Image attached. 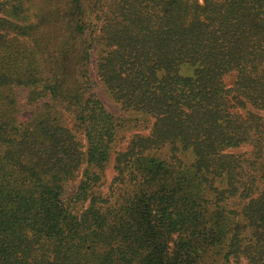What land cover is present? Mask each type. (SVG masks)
<instances>
[{"label":"trees","instance_id":"trees-1","mask_svg":"<svg viewBox=\"0 0 264 264\" xmlns=\"http://www.w3.org/2000/svg\"><path fill=\"white\" fill-rule=\"evenodd\" d=\"M241 259L264 264V0H0V264Z\"/></svg>","mask_w":264,"mask_h":264},{"label":"rangeland","instance_id":"rangeland-1","mask_svg":"<svg viewBox=\"0 0 264 264\" xmlns=\"http://www.w3.org/2000/svg\"><path fill=\"white\" fill-rule=\"evenodd\" d=\"M105 49V46L103 43L96 44L94 49L91 51V65H90V73L92 76V80L95 82V90L101 100L105 103V105L108 107L110 111H112L115 114L121 113L120 108L118 104L115 102V100L109 95L105 87L103 86L100 77L98 76L96 67H95V60L97 59L98 56H100ZM233 75H228L226 76V81L228 83H231L233 81ZM27 90L24 89L22 93V114L26 117L31 113V110L29 106L27 105ZM142 129H138L136 127H131L127 128L122 131L123 138L119 142L116 150H122L126 147L128 144L130 138L132 137L133 134L136 132H141ZM142 132H146V130H143ZM84 141V139H83ZM114 159H115V152L112 153L111 159L108 161L107 166L104 171V179H103V185L102 189L104 192H107L109 190L110 184L112 183V180L114 176L116 175V170L114 167ZM80 179H78L74 184H72V190L74 191L77 186L80 184ZM238 264H248L247 260L241 259V261Z\"/></svg>","mask_w":264,"mask_h":264}]
</instances>
